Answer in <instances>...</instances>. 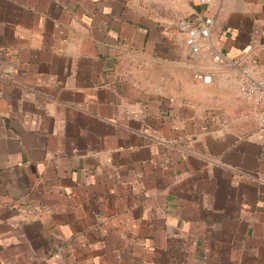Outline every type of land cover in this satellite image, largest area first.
<instances>
[{"label":"crops","instance_id":"0c3cea01","mask_svg":"<svg viewBox=\"0 0 264 264\" xmlns=\"http://www.w3.org/2000/svg\"><path fill=\"white\" fill-rule=\"evenodd\" d=\"M215 49L264 77V0H0V264H264V128Z\"/></svg>","mask_w":264,"mask_h":264},{"label":"built area","instance_id":"2783aa9c","mask_svg":"<svg viewBox=\"0 0 264 264\" xmlns=\"http://www.w3.org/2000/svg\"><path fill=\"white\" fill-rule=\"evenodd\" d=\"M200 1L206 4L209 0ZM213 24L214 18L211 16H194L180 20L179 27L185 34V44L192 55L200 56L204 51L212 49L209 38ZM211 54L214 67L220 66L234 73L242 97L253 105L258 124L264 128V77L254 76L251 66L242 64L227 52L215 49ZM198 77L205 82L212 80V74H198Z\"/></svg>","mask_w":264,"mask_h":264}]
</instances>
